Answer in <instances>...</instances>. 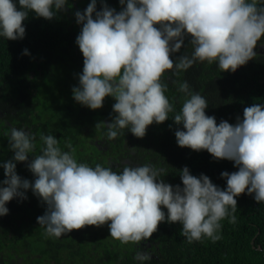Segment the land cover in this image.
Returning a JSON list of instances; mask_svg holds the SVG:
<instances>
[{
  "label": "clouds",
  "instance_id": "1",
  "mask_svg": "<svg viewBox=\"0 0 264 264\" xmlns=\"http://www.w3.org/2000/svg\"><path fill=\"white\" fill-rule=\"evenodd\" d=\"M117 12L97 0L75 13L82 25L76 45L83 55L79 84L73 99L90 110L103 107L112 98L114 118L98 123L114 140L127 129L144 138L152 124L172 120L182 126L175 131L177 145L196 152L207 151L215 160L234 162L238 171L221 173L226 189L210 178L180 171L182 187H173L159 177L165 169L150 164L125 165L120 172L96 164L78 163L74 150L61 149L54 135L37 138L24 129L12 128L8 135L12 159L0 164L5 179L0 182V217L8 215L13 199L26 200L31 190L44 205L37 217L45 235L60 238L86 226L107 224L110 237L121 244L148 241L161 223L182 226L180 235L188 243L219 240L221 221L236 222L237 197L252 196L264 204V104L246 107L243 119L233 125L217 124L206 115L207 100L193 92L187 81L179 85L186 99L177 112L165 95L166 74L187 72L196 63L216 64L221 72H236L254 60L258 42L264 39V0H119ZM69 0H0V38L23 40L24 22L30 15L52 21L68 8ZM190 37L192 54L171 58ZM264 45V43H261ZM23 55L30 53L27 49ZM175 83V81H173ZM171 114V117H170ZM72 149L70 143H66ZM25 163L35 177L22 179L16 163ZM163 209L167 210V214ZM151 259L137 251L134 260Z\"/></svg>",
  "mask_w": 264,
  "mask_h": 264
},
{
  "label": "trees",
  "instance_id": "2",
  "mask_svg": "<svg viewBox=\"0 0 264 264\" xmlns=\"http://www.w3.org/2000/svg\"><path fill=\"white\" fill-rule=\"evenodd\" d=\"M90 3L91 0H69L68 8L52 21L30 15L24 22L23 40L0 38V108L8 111L6 120L8 116L10 123L4 119V128L0 129V164L13 156L8 143L10 130L25 125L21 119H29V132L37 138V150L32 155L40 154L42 134L54 135L62 150H74L78 163L92 167L101 164L116 172L122 171L125 159L131 166L150 164L165 169L159 179L173 187L183 186L180 171L187 167L193 176L206 175L221 190L226 189L221 173L238 171L234 162L217 161L206 150L180 148L175 131L182 130V126L172 120L150 125L142 139L123 130V134L106 144L111 148L109 154L94 143L95 135L107 133L106 127L104 132L91 133L98 124V114L102 111L112 120L115 101L106 98L103 107L93 111L73 99L72 89L78 86L83 70V55L75 42L82 25L77 24L75 13H83ZM101 3L102 0H97V11ZM103 3L119 12V0H103ZM261 43L257 44L254 60L236 72H221L216 64L199 63L178 75L175 83L164 82L165 95L178 112L186 99L179 85L187 81L193 92L207 100L206 115L215 117L217 124L223 120L234 125L237 117L243 119L246 107L264 104V45ZM190 46V38H185L182 54H187L188 47L192 49ZM25 49L30 55H23ZM16 172L22 179L34 182L35 177L25 163L17 162ZM4 179V170L0 168V182ZM26 196L23 201H10L6 205L8 215L0 217V223L4 218V228L0 227L3 229L0 230L3 260L0 264H141L134 260L137 251H147L151 256L143 264H264V204H257L247 194L236 198V222L221 221V238L217 241L203 239L190 244L180 235L179 223L165 222L140 247L111 238L107 224L100 228L86 226L60 238L46 236L37 217L44 215L47 206L31 190Z\"/></svg>",
  "mask_w": 264,
  "mask_h": 264
},
{
  "label": "flooded vegetation",
  "instance_id": "3",
  "mask_svg": "<svg viewBox=\"0 0 264 264\" xmlns=\"http://www.w3.org/2000/svg\"><path fill=\"white\" fill-rule=\"evenodd\" d=\"M117 10L118 11H121V5L120 4H118V6H117ZM186 38H190V37H186ZM185 44V43H184ZM191 47V46H190ZM260 49H263V47L261 46L260 47ZM193 51V47H192V49H190L189 47H188V53H187V55H190L191 54V52ZM184 52V46L182 47V49H181V51L179 52V53H176L174 56H172L171 58L175 61L176 59H178L181 55H183L182 53ZM199 64V62L198 63H196L195 65L197 66ZM181 73H183V72H181ZM181 73H179V74H177V75H175V76H171V78H169V75L170 74H166L162 79H163V82H165V83H169V82H173V81H175L176 80V77L178 76V75H181ZM8 111L7 110H4L3 108H0V129H3L4 128V119L6 120V113H7ZM37 113V112H36ZM35 113V114H36ZM8 116H7V124L8 125H10V123L8 122ZM28 120L29 119H21V121H22V124H25V125H23V126H21L19 129H24V130H26V131H30V127H29V125L27 124V122H28ZM98 123H101V122H103V123H105V124H107V123H110L112 120L110 119V118H108V116L106 117L105 116V114L102 112V111H100V113L98 114ZM103 127L104 126H100V127H97V129H96V126H95V128L91 131V133H95V134H99V133H101V132H104L103 130ZM93 139H94V143L99 147V148H101V147H103L104 148V151L107 153L108 152V154H109V149H111L110 148V146H107L108 145V143L110 144L111 142H112V140L110 141L108 138H107V136H106V134L105 133H102V135H95L94 137H93ZM107 144V145H106ZM108 161H111V159L109 158V160ZM117 162H118V160H117ZM123 164L124 165H131V163L127 160V159H125L124 160V162H123ZM23 203L24 202H22V205H23ZM28 205H30L29 203H28ZM0 227H3L4 228V218L1 220V223H0ZM0 230H3V229H0ZM0 261H3L2 260V256L0 257Z\"/></svg>",
  "mask_w": 264,
  "mask_h": 264
},
{
  "label": "rangeland",
  "instance_id": "4",
  "mask_svg": "<svg viewBox=\"0 0 264 264\" xmlns=\"http://www.w3.org/2000/svg\"><path fill=\"white\" fill-rule=\"evenodd\" d=\"M85 231H86V230H85ZM85 231H84V232H85Z\"/></svg>",
  "mask_w": 264,
  "mask_h": 264
}]
</instances>
